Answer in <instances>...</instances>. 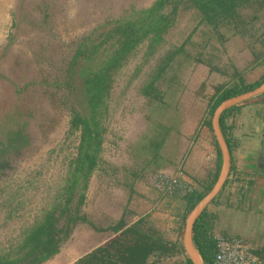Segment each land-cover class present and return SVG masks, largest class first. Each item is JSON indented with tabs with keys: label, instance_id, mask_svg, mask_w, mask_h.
I'll return each instance as SVG.
<instances>
[{
	"label": "rangeland",
	"instance_id": "374dc122",
	"mask_svg": "<svg viewBox=\"0 0 264 264\" xmlns=\"http://www.w3.org/2000/svg\"><path fill=\"white\" fill-rule=\"evenodd\" d=\"M154 1L0 0V254L54 211L60 226L73 215L84 220L70 222L59 252L42 264H81L96 251L120 263L138 236L161 245L145 264H187L188 214L175 215L181 200L166 195L165 179L203 193L216 182L212 107L224 90L264 78V0H249L216 25L182 0L163 41L138 45L113 72L98 111L102 144L85 201L61 211L79 144L70 119L85 107L80 80L73 90L61 81L75 44ZM150 82L152 93H143ZM224 198L208 206L210 225Z\"/></svg>",
	"mask_w": 264,
	"mask_h": 264
},
{
	"label": "trees",
	"instance_id": "16d2710c",
	"mask_svg": "<svg viewBox=\"0 0 264 264\" xmlns=\"http://www.w3.org/2000/svg\"><path fill=\"white\" fill-rule=\"evenodd\" d=\"M181 1L155 0L149 7L131 8L127 14L109 21V27L106 31L97 35L96 29H94L75 44V51L68 62L66 74L61 81L63 84L69 85L73 90L77 88V86L74 88L75 79L80 80L82 90L79 96L85 98V107L83 113L74 112L70 119V128L79 131V144L64 188L66 198L65 205L61 210L62 213L66 212L67 205L73 199H76V209L85 201L88 183L98 164L102 144L103 130L99 123L98 111L104 98L109 93L113 72L123 66L143 40L149 38L151 41L150 46L152 44L157 46L163 41V34L175 23V17ZM185 1L190 3V7L197 9L202 14V19L210 25H216L234 18L237 15V8L249 2V0ZM169 4H172L170 13L165 12ZM164 67L165 64L160 67L158 73ZM262 82H264V78L250 83L242 89L233 86L224 90L216 99L212 110H215L223 100L251 90ZM56 85L58 86L59 84L56 83ZM153 88L154 84L150 82L145 86L143 93L150 94ZM230 110L223 112L219 119L224 136L225 116ZM216 147L220 167L222 158L218 146ZM165 181L166 195L175 200H181L182 211L178 207L175 209V215L185 219L194 205L202 198V195L189 191L188 185L184 182H179L176 179H165ZM180 211L181 213H179ZM207 216V211L204 210L197 218L193 228V241L204 263L213 264L215 242L208 234L207 226L209 224ZM78 219L84 220V217L73 215L68 218L65 225L60 226V220L55 216L54 211L46 213L35 226L25 231L23 239L18 244L9 252L0 254V264H42L59 252V244L68 234L70 222ZM120 224H122V221ZM114 229L118 230L119 226L114 227ZM150 239L148 236L145 238L138 236L135 243L127 246L122 244L121 247L124 246V250L119 256V261L115 260L120 263H113L110 257L98 258V251H96L87 257L88 262L85 261L86 259L83 262L81 260V264H98L96 261L99 264H145L152 250L161 247L160 244L157 245L156 242L150 241ZM255 254L260 258L262 257L258 253ZM187 264H192L189 258L187 259Z\"/></svg>",
	"mask_w": 264,
	"mask_h": 264
},
{
	"label": "crops",
	"instance_id": "0c3cea01",
	"mask_svg": "<svg viewBox=\"0 0 264 264\" xmlns=\"http://www.w3.org/2000/svg\"><path fill=\"white\" fill-rule=\"evenodd\" d=\"M235 106L225 116L224 138L231 157L219 194L225 197V208L217 212L212 228L243 239L264 261V93Z\"/></svg>",
	"mask_w": 264,
	"mask_h": 264
},
{
	"label": "water",
	"instance_id": "95a60500",
	"mask_svg": "<svg viewBox=\"0 0 264 264\" xmlns=\"http://www.w3.org/2000/svg\"><path fill=\"white\" fill-rule=\"evenodd\" d=\"M262 93H264V82H262L259 86L251 90H248L246 92L240 93L238 95L223 100L213 112L212 128L220 149V153L222 157V166L215 185L208 192V194H206L199 201V203L193 208V210L190 212V214L186 219L185 232H184V248L193 264H204L192 239V230L194 223L196 219L199 217V215L202 213L204 208L220 192L230 169V151L220 127V123H219L220 116L227 109L232 108L233 106L238 105L242 102H246L255 96L261 95Z\"/></svg>",
	"mask_w": 264,
	"mask_h": 264
},
{
	"label": "built area",
	"instance_id": "2783aa9c",
	"mask_svg": "<svg viewBox=\"0 0 264 264\" xmlns=\"http://www.w3.org/2000/svg\"><path fill=\"white\" fill-rule=\"evenodd\" d=\"M213 254V264H264L245 241L234 237L218 239Z\"/></svg>",
	"mask_w": 264,
	"mask_h": 264
},
{
	"label": "clouds",
	"instance_id": "9594fccd",
	"mask_svg": "<svg viewBox=\"0 0 264 264\" xmlns=\"http://www.w3.org/2000/svg\"><path fill=\"white\" fill-rule=\"evenodd\" d=\"M215 109H216V108H215ZM213 132H214V131H213ZM225 140H226V139H225ZM216 141H217V140H216ZM217 146H218V143H217ZM218 148H219V146H218ZM219 150H220V149H219ZM229 151H230V150H229ZM216 152H217V151H216ZM218 158H219V157H218ZM221 158H222V157H221ZM230 158H231V157H230ZM218 161H219V160H218ZM230 163H231V160H230ZM221 165H222V159H221V164H220V167H219L220 170H221ZM219 173H220V172H219ZM218 176H219V175H218ZM218 176H217V178H216V181H217V179H218ZM227 177H228V175H227ZM225 180H226V179H225ZM215 183H216V182H215ZM215 183H214V185H215ZM224 183H225V182H224ZM214 185H213V186H214ZM223 185H224V184H223ZM213 186H212V187H213ZM205 187H207V186L204 185L203 188H205ZM212 187H211V189H212ZM207 188H208V187H207ZM207 188H206V191L203 193L202 191H199V190H198V191H195V188H193V187L191 188L190 185L188 186V190H189V191H193L195 194H198V193H199L200 195H202V198H203L206 194H208V192L211 190V189H209V188L207 189ZM222 188H223V186H222ZM222 188H221V189H222ZM219 194H220V192H219V193H218V194H217V195L211 200V202H210V203L204 208V210L207 211L208 206L213 202V200H214ZM202 198H201V199H202ZM201 199H200V200H201ZM200 200H199V201H200ZM198 203H199V202H198ZM198 203H197V204H198ZM197 204H196V205H197ZM196 205H195V206H196ZM195 206H194V207H195ZM194 207H193V208H194ZM192 210H193V209H192ZM192 210H191V211H192ZM204 210H203V211H204ZM191 211H190V212H191ZM203 211H202V212H203ZM190 212L188 213V215L190 214ZM201 214H202V213H201ZM201 214H200V215H201ZM207 214H208V212H207ZM200 215H199V216H200ZM187 217H188V216H187ZM186 219H187V218H186ZM196 220H197V219H196ZM195 222H196V221H195ZM207 222H208V221H207ZM208 224H209V223H208ZM185 225H186V224H185ZM194 225H195V223H194ZM212 225H213V224H212ZM212 225L209 224V226H207V227H208V231H209V232H208L209 237H211V238L214 240V242H215V246H216V243H217L218 239H220V238H225V239H226V238H227V239H229V238H233V237H227V236H225L224 234H222V233H220V232H216V231H214L213 228H211ZM193 228H194V226H193ZM234 238L241 239V238H239V237H234ZM192 239H193V230H192ZM242 240H243V239H242ZM243 241H244V240H243ZM193 242H194V241H193ZM194 245H195V244H194ZM195 247H196V246H195ZM196 249H197V248H196ZM185 251H186V250H185ZM197 251H198V249H197ZM198 253H199V251H198ZM199 255H200V254H199ZM187 257H188V254H187ZM200 257H201V255H200ZM188 258H189V257H188ZM188 258H187V259H188ZM201 258H202V257H201ZM189 259H190V258H189ZM202 259H203V258H202ZM190 261H191V260H190ZM203 261H204V260H203ZM192 264H193V263H192Z\"/></svg>",
	"mask_w": 264,
	"mask_h": 264
}]
</instances>
